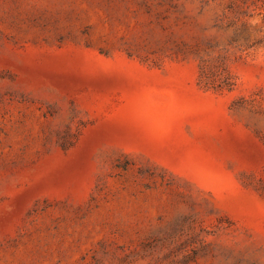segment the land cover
<instances>
[{"label": "rangeland", "instance_id": "rangeland-1", "mask_svg": "<svg viewBox=\"0 0 264 264\" xmlns=\"http://www.w3.org/2000/svg\"><path fill=\"white\" fill-rule=\"evenodd\" d=\"M0 264H264V0H0Z\"/></svg>", "mask_w": 264, "mask_h": 264}]
</instances>
